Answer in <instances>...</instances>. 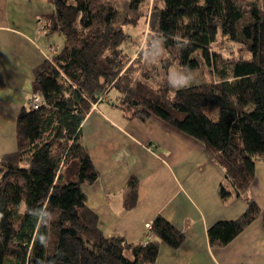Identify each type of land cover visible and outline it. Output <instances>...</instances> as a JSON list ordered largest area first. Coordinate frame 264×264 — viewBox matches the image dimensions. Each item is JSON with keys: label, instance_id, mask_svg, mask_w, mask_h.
<instances>
[{"label": "trees", "instance_id": "obj_1", "mask_svg": "<svg viewBox=\"0 0 264 264\" xmlns=\"http://www.w3.org/2000/svg\"><path fill=\"white\" fill-rule=\"evenodd\" d=\"M148 3L53 0L45 31L60 34L62 45L33 69L41 106L19 111L16 150L0 158V264H155L159 242L182 244L183 234L159 216L143 244L96 228L81 191L96 173L78 126L102 101L124 121L157 119L200 144L221 169L246 207L208 227L210 245L223 247L256 218L264 221L248 194L254 164H264V0H151L146 11ZM142 22L147 32L131 39ZM198 60L210 81L169 86V68L194 70ZM71 162L76 174L66 182ZM128 186L133 196L134 180ZM218 194L229 192L219 185Z\"/></svg>", "mask_w": 264, "mask_h": 264}, {"label": "crops", "instance_id": "obj_2", "mask_svg": "<svg viewBox=\"0 0 264 264\" xmlns=\"http://www.w3.org/2000/svg\"><path fill=\"white\" fill-rule=\"evenodd\" d=\"M53 0H0V158L16 150V118L37 93L32 71L62 45L47 34ZM30 110V109H29ZM96 178L81 185L86 208L105 238L127 244L152 241L145 224L157 216L183 234L171 249L159 242L155 264H264V221L256 218L223 247L210 245L206 231L217 221H232L244 211L223 172L197 142L155 118L124 121L107 102L92 105L78 126ZM76 164L63 171L73 181ZM69 176V178H68ZM73 179V180H72ZM134 180L135 193L128 182ZM228 195L220 197L218 186ZM249 196L264 218V164H254Z\"/></svg>", "mask_w": 264, "mask_h": 264}, {"label": "rangeland", "instance_id": "obj_3", "mask_svg": "<svg viewBox=\"0 0 264 264\" xmlns=\"http://www.w3.org/2000/svg\"><path fill=\"white\" fill-rule=\"evenodd\" d=\"M150 4H151V0H149V3L147 4L145 8L146 11H149ZM121 19L122 17H119L118 20L120 21ZM146 32H147L146 24L145 22H142L141 24L138 25L136 30L129 31V37L133 40H136L137 36L138 37L141 36V33L144 35ZM143 35H142V38H143ZM129 46L130 48H132V45H129ZM160 56H161V53L155 52L153 56L154 60L158 59ZM198 61H199V66L194 70H190L187 68H177V67L169 68L167 71L168 78L176 77V76L188 77L190 75V78H191L190 83L197 82V81H210L212 79L211 75L209 74L208 70H206L202 61L201 60H198Z\"/></svg>", "mask_w": 264, "mask_h": 264}, {"label": "built area", "instance_id": "obj_4", "mask_svg": "<svg viewBox=\"0 0 264 264\" xmlns=\"http://www.w3.org/2000/svg\"><path fill=\"white\" fill-rule=\"evenodd\" d=\"M40 106H41V98H40L39 92L32 94L30 96L28 102H27V107L30 110H37ZM144 228H145V231H146V237L148 239L152 238L153 235H152V232L150 230V225L149 224H145Z\"/></svg>", "mask_w": 264, "mask_h": 264}, {"label": "clouds", "instance_id": "obj_5", "mask_svg": "<svg viewBox=\"0 0 264 264\" xmlns=\"http://www.w3.org/2000/svg\"><path fill=\"white\" fill-rule=\"evenodd\" d=\"M190 75L188 77L176 76L169 78V86L173 89L185 88L190 84Z\"/></svg>", "mask_w": 264, "mask_h": 264}]
</instances>
